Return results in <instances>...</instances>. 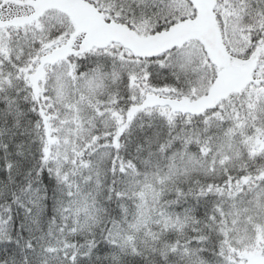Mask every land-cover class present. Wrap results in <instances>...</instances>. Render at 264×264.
<instances>
[{
    "label": "snow or ice",
    "instance_id": "obj_1",
    "mask_svg": "<svg viewBox=\"0 0 264 264\" xmlns=\"http://www.w3.org/2000/svg\"><path fill=\"white\" fill-rule=\"evenodd\" d=\"M0 264H264V0H0Z\"/></svg>",
    "mask_w": 264,
    "mask_h": 264
}]
</instances>
